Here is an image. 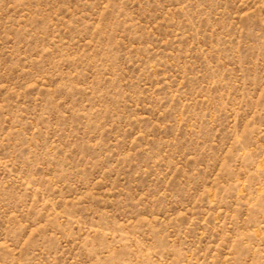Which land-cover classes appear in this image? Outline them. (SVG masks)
Listing matches in <instances>:
<instances>
[{
	"label": "rangeland",
	"instance_id": "obj_1",
	"mask_svg": "<svg viewBox=\"0 0 264 264\" xmlns=\"http://www.w3.org/2000/svg\"><path fill=\"white\" fill-rule=\"evenodd\" d=\"M0 264H264V0H0Z\"/></svg>",
	"mask_w": 264,
	"mask_h": 264
}]
</instances>
